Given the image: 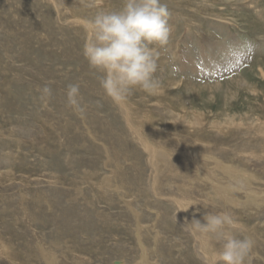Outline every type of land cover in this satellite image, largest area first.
<instances>
[{
	"label": "rangeland",
	"instance_id": "rangeland-1",
	"mask_svg": "<svg viewBox=\"0 0 264 264\" xmlns=\"http://www.w3.org/2000/svg\"><path fill=\"white\" fill-rule=\"evenodd\" d=\"M161 2L158 87L116 103L82 48L124 0H0V264H217L185 225L225 212L264 264V0Z\"/></svg>",
	"mask_w": 264,
	"mask_h": 264
},
{
	"label": "clouds",
	"instance_id": "clouds-1",
	"mask_svg": "<svg viewBox=\"0 0 264 264\" xmlns=\"http://www.w3.org/2000/svg\"><path fill=\"white\" fill-rule=\"evenodd\" d=\"M256 12L259 14L260 9ZM170 15L167 4L161 0H124L119 10L98 11L86 25L89 35L82 54L89 67L101 74L100 87L113 102L124 101L136 87L149 94L157 89L153 74L158 66V49L170 40ZM41 91L45 96L51 95L47 85ZM66 97L67 105L74 111L84 110L79 84L68 85ZM203 219L205 223L194 218L185 226L194 234H212L222 242L217 264H252L261 258L253 252L255 245L251 236L238 238L229 231L235 227L231 215L208 213Z\"/></svg>",
	"mask_w": 264,
	"mask_h": 264
},
{
	"label": "bare ground",
	"instance_id": "bare-ground-1",
	"mask_svg": "<svg viewBox=\"0 0 264 264\" xmlns=\"http://www.w3.org/2000/svg\"><path fill=\"white\" fill-rule=\"evenodd\" d=\"M217 169H218V168H217ZM231 174H232V173H231ZM224 176H225V175H224ZM206 178H207V177H206ZM211 179H212V178H211ZM207 180H208V179H207ZM245 180H246V179H245ZM213 181H214V180H213ZM211 182H212V181H211ZM215 183H216V182H215ZM215 183H214V184H215ZM216 184H217V183H216ZM238 184H239V183H238ZM230 185H231V184H230ZM245 185L247 186L248 184H245ZM220 186H221V184H220ZM224 186H225V185H224ZM249 186H250V185H249ZM214 187H215V186H214ZM240 187H242V186H240ZM240 187H239V188H240ZM244 187H245V186H244ZM233 190H234V189H233ZM235 190H236V189H235ZM244 190H246V189H244ZM253 191H254V190H253ZM253 191H252V192H253ZM221 192H222V191H221ZM232 192H233V191H232ZM208 195H209V194H208ZM235 195H236V194H235ZM250 197H251V196H250ZM252 197H253V196H252ZM255 198H256V197H255ZM226 199H229V198H226ZM225 201H226V200H225ZM151 264H152V263H151Z\"/></svg>",
	"mask_w": 264,
	"mask_h": 264
}]
</instances>
